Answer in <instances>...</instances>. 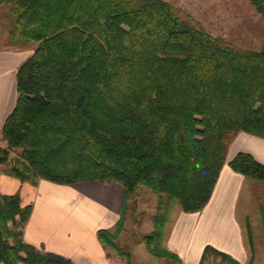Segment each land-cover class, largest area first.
Masks as SVG:
<instances>
[{
	"label": "trees",
	"instance_id": "1",
	"mask_svg": "<svg viewBox=\"0 0 264 264\" xmlns=\"http://www.w3.org/2000/svg\"><path fill=\"white\" fill-rule=\"evenodd\" d=\"M250 3L264 17V0ZM0 39L32 48L0 130V174L32 185L119 184L120 217L97 235L125 264L131 254L116 240L145 188L156 196L146 248L180 262L163 244L173 208L207 204L238 132L264 139V51L213 35L167 0H0ZM228 165L264 182L250 153ZM31 210L0 191V264H75L24 241ZM208 250L239 264L210 245L202 259Z\"/></svg>",
	"mask_w": 264,
	"mask_h": 264
},
{
	"label": "crops",
	"instance_id": "2",
	"mask_svg": "<svg viewBox=\"0 0 264 264\" xmlns=\"http://www.w3.org/2000/svg\"><path fill=\"white\" fill-rule=\"evenodd\" d=\"M31 52L0 49V130L15 104L17 67ZM239 151L250 153L264 164V139L238 132L202 211H180L176 216L166 245L179 257L178 264H200L207 244L230 254L240 264L252 260L254 241L246 239L249 210H253L254 204L264 206V198L256 191L255 180L228 165ZM0 191L18 193L23 205H32L23 231L26 243L63 255L75 264H121L119 258L108 254L97 235L99 229L113 228L120 217L123 189L119 184L96 181L59 184L39 179L37 185H32L1 173ZM251 220L264 232V210ZM256 244L264 245V237L262 241L256 240ZM259 255L264 260L262 251Z\"/></svg>",
	"mask_w": 264,
	"mask_h": 264
},
{
	"label": "rangeland",
	"instance_id": "3",
	"mask_svg": "<svg viewBox=\"0 0 264 264\" xmlns=\"http://www.w3.org/2000/svg\"><path fill=\"white\" fill-rule=\"evenodd\" d=\"M167 1L172 3L181 14L189 13L193 17L198 19L201 22V24L213 35L223 37L229 43L240 48L264 51V17H262V15L255 10V8L250 3V0H167ZM0 48L10 49V48H5L1 44V39H0ZM31 50L32 48L24 49V51L26 52H30ZM4 144L5 143L1 139V135H0V146ZM16 154H17L16 152H12L10 156L14 158ZM255 181L257 182L256 191L258 192L259 195H262V197L264 198V182L257 180ZM83 182H79V183H83ZM79 183H75V184H79ZM155 207H156V196L150 193L147 189L141 188L139 193L133 196L131 205L127 209L126 217L123 223V228L116 241L121 247L129 250L131 254V264H178L179 263V262H171L170 259L166 257L154 256L150 254L146 248L144 238L152 229V215L155 212ZM239 207L242 208L241 204L239 205ZM252 208H253L252 211L249 210L250 219L248 220L247 223L248 227L246 229L247 230L246 234H250V237L253 238L254 243L253 245H251L252 260H250L247 264H264V260L263 259L260 260L261 255H259V252L261 251L262 253H264L263 251L264 245L263 244L259 246L257 244L255 245L256 240L259 239L261 241L263 240L264 232L261 229L257 228V223L255 220L254 221L251 220L252 216L259 214V212L261 213V211L264 210V206L262 204L260 205L254 204ZM202 209L197 212L202 211ZM180 211H182L181 208L179 206H175L172 210L170 221L166 225V232H165V238L163 244L168 250L169 248L166 245L167 237L176 219V216ZM258 247L262 249L260 250L258 249ZM105 248L108 251V254L114 256V258H119V262L121 264H125L124 258L120 254H118L114 249L108 246H106ZM257 258L259 260H255ZM262 258H264V255L262 256ZM200 264H229V263L224 261L220 256H217V254H215V252H213L212 250H208L204 255L203 259L201 257Z\"/></svg>",
	"mask_w": 264,
	"mask_h": 264
}]
</instances>
